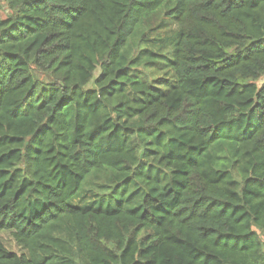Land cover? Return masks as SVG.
Masks as SVG:
<instances>
[{"label":"trees","instance_id":"16d2710c","mask_svg":"<svg viewBox=\"0 0 264 264\" xmlns=\"http://www.w3.org/2000/svg\"><path fill=\"white\" fill-rule=\"evenodd\" d=\"M258 230L264 0H0V264H264Z\"/></svg>","mask_w":264,"mask_h":264},{"label":"rangeland","instance_id":"374dc122","mask_svg":"<svg viewBox=\"0 0 264 264\" xmlns=\"http://www.w3.org/2000/svg\"><path fill=\"white\" fill-rule=\"evenodd\" d=\"M99 73H100V70L98 69L96 74H95V76H97ZM34 74L40 80H43V81H46V82L49 81V76L43 74L42 72L35 71ZM89 86L93 87V82H91V84ZM258 231H259L261 237L264 240V231H260V230H258ZM1 236H2V238H3V240L6 243L8 248L13 249V250H17V251L20 250L19 246H17V244L13 241L12 236L8 232L7 233H5V232L2 233Z\"/></svg>","mask_w":264,"mask_h":264}]
</instances>
